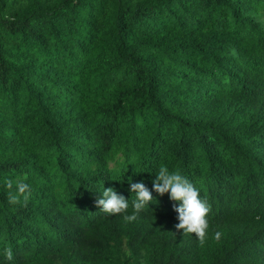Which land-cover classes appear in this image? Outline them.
Returning a JSON list of instances; mask_svg holds the SVG:
<instances>
[{"label":"trees","instance_id":"obj_1","mask_svg":"<svg viewBox=\"0 0 264 264\" xmlns=\"http://www.w3.org/2000/svg\"><path fill=\"white\" fill-rule=\"evenodd\" d=\"M161 165L203 239L167 193L125 218ZM0 264H264V0H0Z\"/></svg>","mask_w":264,"mask_h":264},{"label":"clouds","instance_id":"obj_2","mask_svg":"<svg viewBox=\"0 0 264 264\" xmlns=\"http://www.w3.org/2000/svg\"><path fill=\"white\" fill-rule=\"evenodd\" d=\"M8 187L12 188V182L8 181ZM129 191L132 193L131 207L135 210L132 215L125 218L133 220L136 215L148 207L153 201V192L164 195L168 194L171 201L178 202L174 211L177 213V229H182L183 233H195V237L203 239L209 228L208 213L209 205L201 198L200 190L194 183L180 170H170L167 165H161L155 173L150 190L143 181L131 182L129 178ZM30 193V185L24 181H19L14 192L8 194L11 204H18L23 198L27 201ZM98 209L108 215L126 212L129 207V199L117 192L113 187H102L99 198L95 201ZM6 256L11 259V250H6Z\"/></svg>","mask_w":264,"mask_h":264}]
</instances>
